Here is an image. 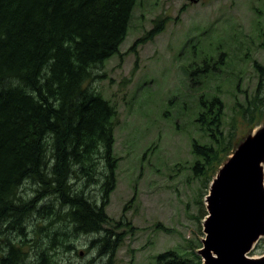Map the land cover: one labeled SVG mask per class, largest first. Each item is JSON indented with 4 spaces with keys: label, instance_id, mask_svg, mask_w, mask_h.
Returning <instances> with one entry per match:
<instances>
[{
    "label": "rangeland",
    "instance_id": "1",
    "mask_svg": "<svg viewBox=\"0 0 264 264\" xmlns=\"http://www.w3.org/2000/svg\"><path fill=\"white\" fill-rule=\"evenodd\" d=\"M254 63L264 68V0H137L119 53L93 70L96 78L87 86L117 113L116 183L105 207L114 234L109 243L103 234H75L48 197L36 210L53 205L56 218L24 220L25 264L42 251L50 264H152L169 250L199 256L205 217L196 221L197 201L204 189L192 171V140L209 145L224 139L227 150L214 164L213 179L242 142L264 131V108L253 119L240 115L264 92V77L260 86ZM213 97L222 104L221 135L209 138L196 117L200 98ZM262 167L264 176V160ZM95 169L96 184L77 188L91 201L100 198L103 181L102 166ZM36 194L24 183L19 201ZM16 236L1 239L17 243ZM262 255L264 235L247 254Z\"/></svg>",
    "mask_w": 264,
    "mask_h": 264
},
{
    "label": "trees",
    "instance_id": "2",
    "mask_svg": "<svg viewBox=\"0 0 264 264\" xmlns=\"http://www.w3.org/2000/svg\"><path fill=\"white\" fill-rule=\"evenodd\" d=\"M136 1L0 0V264H25L24 220L29 215L56 218L53 205L36 210L48 197L75 234H103L106 243L113 236L105 207L116 183L117 113L87 86L96 78L93 70L119 53ZM253 69L261 86L264 68L254 63ZM200 103L196 122L209 138L221 135L220 100L200 98ZM262 108L264 92L240 115L252 118ZM222 144L224 139L209 145L192 140V171L204 189L197 201V222L206 215L201 200L214 164L227 150ZM98 165L104 171L100 198L91 201L77 188L80 183L85 188L96 184ZM24 183L33 185L37 194L22 203L18 194ZM12 232L17 243L1 239ZM184 253L169 250L152 264H202L195 253ZM29 263L50 261L42 251Z\"/></svg>",
    "mask_w": 264,
    "mask_h": 264
},
{
    "label": "water",
    "instance_id": "3",
    "mask_svg": "<svg viewBox=\"0 0 264 264\" xmlns=\"http://www.w3.org/2000/svg\"><path fill=\"white\" fill-rule=\"evenodd\" d=\"M263 160L261 130L242 142L213 178L205 198L203 247L198 251L203 264H264V255L246 257L264 235V176L259 168ZM245 178L250 180L244 183Z\"/></svg>",
    "mask_w": 264,
    "mask_h": 264
},
{
    "label": "bare ground",
    "instance_id": "4",
    "mask_svg": "<svg viewBox=\"0 0 264 264\" xmlns=\"http://www.w3.org/2000/svg\"><path fill=\"white\" fill-rule=\"evenodd\" d=\"M259 168H262V170H263L262 163L259 164ZM243 176H244L243 174L239 175V177H243ZM249 180H250V178H245L244 183H247ZM259 239H260V237H259Z\"/></svg>",
    "mask_w": 264,
    "mask_h": 264
}]
</instances>
